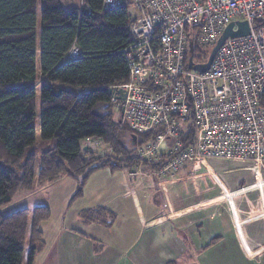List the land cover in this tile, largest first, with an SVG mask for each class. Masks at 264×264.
I'll return each instance as SVG.
<instances>
[{
  "label": "trees",
  "instance_id": "16d2710c",
  "mask_svg": "<svg viewBox=\"0 0 264 264\" xmlns=\"http://www.w3.org/2000/svg\"><path fill=\"white\" fill-rule=\"evenodd\" d=\"M133 21L127 5L105 9L103 0H0V208L36 181L63 176L78 180L79 197L98 169H126L137 160L129 152L123 160L97 156L83 145L92 138L111 145L115 154L120 147L117 131L124 119L109 87L129 79L123 49L131 42ZM75 42L82 58L64 60ZM206 56L195 50V60ZM155 131L137 134L141 140L132 141L134 149L155 138H149ZM99 212L83 216L94 220ZM29 218L28 208L0 212V264H23L25 254L33 263L51 208L39 205L31 223Z\"/></svg>",
  "mask_w": 264,
  "mask_h": 264
},
{
  "label": "built area",
  "instance_id": "2783aa9c",
  "mask_svg": "<svg viewBox=\"0 0 264 264\" xmlns=\"http://www.w3.org/2000/svg\"><path fill=\"white\" fill-rule=\"evenodd\" d=\"M129 2L138 10L123 49L129 79L109 87L111 103L134 134L159 130L136 148L137 160L156 161L157 172L135 164L129 177L163 178L207 158L264 162V0H103V7ZM237 21H247L250 34L228 38L206 72L190 69V44L207 54L194 62L206 63ZM82 56L75 42L64 60Z\"/></svg>",
  "mask_w": 264,
  "mask_h": 264
},
{
  "label": "crops",
  "instance_id": "0c3cea01",
  "mask_svg": "<svg viewBox=\"0 0 264 264\" xmlns=\"http://www.w3.org/2000/svg\"><path fill=\"white\" fill-rule=\"evenodd\" d=\"M101 141L96 146L104 149L108 144ZM89 143L92 147L93 139ZM250 161H188L179 170L185 177L161 179H131L128 169L116 168L109 185L86 183L79 197L74 187L64 193L67 211L77 203L73 217H81L91 232L64 225L47 238L49 221L44 223L43 244L32 264H264V173L248 171ZM118 170L121 177L114 174ZM207 170L213 174L205 175ZM188 177L196 181L194 190L200 186L201 191L187 195L186 201L180 192L164 191L172 185L169 179L182 189ZM115 181L119 187L112 185ZM124 210L133 211L137 225L118 221ZM84 211H100L95 215L99 218L87 220ZM134 234L138 236L131 240ZM23 264H29L27 254Z\"/></svg>",
  "mask_w": 264,
  "mask_h": 264
},
{
  "label": "rangeland",
  "instance_id": "374dc122",
  "mask_svg": "<svg viewBox=\"0 0 264 264\" xmlns=\"http://www.w3.org/2000/svg\"><path fill=\"white\" fill-rule=\"evenodd\" d=\"M67 1H71L72 3H76L79 0H67ZM127 9L129 14L135 18L138 16V10L134 7V5L129 2L127 3ZM39 16H38V21L40 18V11H41V2L39 3ZM121 128V127H120ZM193 129L194 127H192L191 125L188 127V133H193ZM134 132L131 129V126L128 122V120L126 118H124L123 121V128L122 129H118L117 131V135H118V140L120 143V147L116 148V154L113 150V147H111V145H105L104 149H99L96 144L97 143H101V140H96L93 139L94 144H92L93 146L91 147V151L95 152L97 154V156H104V155H112L113 157H115V159L118 160H123L125 159V155L129 152V156L130 157H136V150L134 149L133 145H132V141H133V134ZM146 133V132H145ZM156 133V131H155ZM137 134L140 133H136V139L135 142L138 143L140 142L141 139L138 138ZM144 134V133H143ZM152 136L155 137V134L150 135L149 138H152ZM148 140H152V139H148ZM99 141V142H97ZM95 146L98 149H94ZM41 147V146H40ZM44 147L48 148V145H45ZM90 152V151H89ZM221 159V158H218ZM224 160V159H221ZM234 160V159H232ZM243 161H250L249 160H245V159H240ZM192 162L195 161H201V160H191ZM190 161V162H191ZM134 164L132 166H134L135 164H140L143 167V170L145 172H150L152 174H155L159 168V165L157 164V162H142L139 160H134L133 161ZM187 163V162H186ZM185 163V164H186ZM249 163H251L250 165V171L251 173H254L257 171V169H261L262 172L264 173V162H259V161H255V160H251ZM184 164V165H185ZM183 165V166H184ZM127 169V168H126ZM207 169V168H206ZM112 169L110 167H106L103 169H99L96 171V173H94L88 180V184L89 186H95L96 185V180H98V182L104 184L105 182L109 185V180L112 177ZM180 170V169H179ZM178 170V171H179ZM175 172L172 175H177L176 177H185V171L181 172ZM38 173V172H37ZM115 175H119L121 177L122 173L119 172V170L114 173ZM208 174H213L211 172H209L208 170L205 171V175ZM172 175L167 176L168 177H172ZM64 177V178H63ZM62 178H60L59 180H57L56 182H47L43 185H40L38 181L35 182V184L33 185L32 188L30 189H21L18 192H16L15 196H14V200L13 202H11L10 204H7L3 207L0 208V212L3 214H9L11 212H15L18 211L22 208H28L30 210V218L29 221L30 223L32 222V217H33V210L39 206V205H47L51 208L52 211V218L51 220L46 224L44 232L48 236L52 237L53 234L55 232H57L59 230V228L65 226L71 227V228H75L79 231L85 232L87 234H89L88 232H91L88 228H86L83 224H82V219H80L81 217H73L76 213V208L78 207V204L75 203L72 206V209L68 212L67 211V195L71 193V190H73L74 187H76V191L78 189V180L74 179V178H70L68 176H63ZM194 178V177H193ZM193 178L188 177L186 180L184 179V186L181 189L180 185V189H176L177 187H175L176 182L173 179H169L168 183H171L175 189H172V185H170V187H166L164 188L165 192H172L173 190H175V192L181 194L182 193V198L183 200L186 201V196L189 194H193L196 192L201 191L200 186H197L196 190H194V184L196 183L195 180H193ZM161 179V178H160ZM199 180L201 179L200 177L198 178ZM112 185H117L119 187L118 182H113ZM256 185H252L253 187H256ZM68 191V194L65 196V192ZM75 191V192H76ZM124 191H126V189H124ZM74 194V193H73ZM194 195V194H193ZM127 208V207H126ZM127 209H131V208H127ZM72 215V216H71ZM131 223L132 221L135 223L137 221L136 218H134V213L133 211H128V210H124L121 211L119 214V222H124L125 225L128 224V220ZM132 220V221H130ZM135 225H137V223H135ZM50 229V230H48ZM128 230V229H127ZM138 235L134 234L132 236H130L131 240H134ZM29 244H27L26 249L28 251L29 249ZM43 250H44V246H43ZM45 251V250H44ZM44 251H42L41 256L44 254Z\"/></svg>",
  "mask_w": 264,
  "mask_h": 264
},
{
  "label": "water",
  "instance_id": "95a60500",
  "mask_svg": "<svg viewBox=\"0 0 264 264\" xmlns=\"http://www.w3.org/2000/svg\"><path fill=\"white\" fill-rule=\"evenodd\" d=\"M235 25H237V29L235 30L234 27ZM250 26L249 23L247 21H237V22H232L230 23V25L224 30V32L222 33L221 37L219 38L217 44L213 47L209 59L206 63H195L194 62V47H193V43L190 44V57H189V67L190 69L193 70H197L200 72H206L212 62L213 59L217 53V51L220 49V47L225 43V41L228 38H236V37H242V36H246L248 34H250ZM119 93V97L121 99H124L126 97V95L123 93V91L121 89L118 90ZM123 119H121L122 121ZM133 136V144H135V139H136V135L132 134Z\"/></svg>",
  "mask_w": 264,
  "mask_h": 264
}]
</instances>
